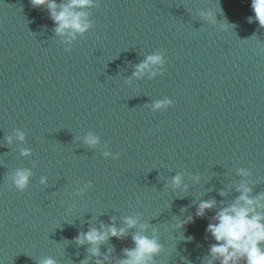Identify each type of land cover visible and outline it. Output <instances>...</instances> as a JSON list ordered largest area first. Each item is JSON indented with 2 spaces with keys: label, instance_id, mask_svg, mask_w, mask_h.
Returning <instances> with one entry per match:
<instances>
[{
  "label": "water",
  "instance_id": "obj_1",
  "mask_svg": "<svg viewBox=\"0 0 264 264\" xmlns=\"http://www.w3.org/2000/svg\"><path fill=\"white\" fill-rule=\"evenodd\" d=\"M98 2L84 9L93 28L66 51L46 8L0 0V262L81 264L89 245L74 242L80 232L140 215L164 245L157 264H202L215 243L208 219L175 224L200 200H234L240 167L252 173L253 195L264 192V29L247 21L251 0ZM201 11L236 27L220 31ZM156 52L163 74L133 76ZM165 97L173 105L152 111ZM17 129L25 141L9 144ZM90 132L100 138L95 148L83 143ZM25 148L31 155H21ZM17 169L32 171L23 192L10 185ZM178 172L190 185L183 194L167 186ZM136 232L101 252L113 248L112 260L123 259Z\"/></svg>",
  "mask_w": 264,
  "mask_h": 264
},
{
  "label": "clouds",
  "instance_id": "obj_2",
  "mask_svg": "<svg viewBox=\"0 0 264 264\" xmlns=\"http://www.w3.org/2000/svg\"><path fill=\"white\" fill-rule=\"evenodd\" d=\"M31 3L33 7L47 9L54 23L53 30L67 46L66 51H71L72 43L93 28L89 13L84 9L100 6L98 0H60V2L58 0H31ZM251 9L254 16L247 18L248 23L258 22L260 28L264 29V0H251ZM199 16L209 24L219 27L220 31H228L236 27L227 20L218 22L216 13L212 11H201ZM165 64L164 55L156 52L146 56L141 63L136 65L133 76L142 79L148 74L150 78H154L163 74ZM173 103L172 99L165 97L156 101L151 108L155 112L169 108ZM14 138L19 142H24L25 133L17 129L15 137L8 136L6 140L11 144ZM83 143L95 148L100 144V138L90 132L83 137ZM21 155L29 156L31 150L22 149ZM103 156L114 160L119 158V154H113L110 151H104ZM236 173L244 179L235 186L238 195L234 200L220 201L219 205L215 198L200 200L194 215H189L185 220L175 224V228L181 229L188 224L195 223L196 219H208L205 228L206 237L210 236L215 243L210 245L208 255L202 264H264V192L253 195L252 185L255 182L247 179L252 175L249 169L240 167ZM31 176L30 169H17L10 177V185L15 190L23 192L29 187ZM184 176L185 173L178 172L171 177L167 186L173 191L186 193L190 185L184 182ZM191 180L199 182L200 176L192 174ZM40 183L46 184V177H42ZM92 187L93 184L89 181L77 189L75 195L82 196ZM220 195L225 196L226 193L222 190ZM213 210L214 215L207 217V213ZM115 219L113 217L112 223L108 225L101 222L98 228L90 227L86 232H80L74 238V242L78 245H89L87 249L89 259L82 261L81 264H90L93 258L94 264H157L154 257L164 251L158 230L148 223H142L140 215L125 217L123 226L120 227H117ZM130 229H137L132 237L135 246L123 249V259L115 262L112 260L113 248H109L104 253L101 252L102 244L111 238L122 239ZM149 229H151V235L146 234ZM181 237L186 241L194 239L192 236L185 237L183 234ZM38 264H58V262L52 257H46L39 260Z\"/></svg>",
  "mask_w": 264,
  "mask_h": 264
}]
</instances>
